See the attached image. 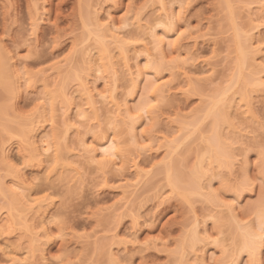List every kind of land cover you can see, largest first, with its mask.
<instances>
[{
  "label": "rangeland",
  "instance_id": "1",
  "mask_svg": "<svg viewBox=\"0 0 264 264\" xmlns=\"http://www.w3.org/2000/svg\"><path fill=\"white\" fill-rule=\"evenodd\" d=\"M180 2H182V5ZM224 2L225 1L222 0H182L177 2L180 3V7L177 3L172 6L173 9L171 11L176 14V16L174 14L173 18L175 19V22L174 24L172 23L175 28L169 23L173 28L170 29V25L166 22V27H170L169 29L171 30L169 31L166 28V32H170V35L168 36L171 37L170 39L172 41L175 40V43L173 42V45L168 44V47H166L167 45L165 46L164 51L167 52H164V54L167 53V55L166 57L161 56L162 58H165L166 65L163 63V65L161 64V66H159L160 68H155V70L159 69L157 70L158 72L160 71L157 76V71L154 69H151L155 72L154 75L152 71L147 70L148 74H152L156 77V79L158 77V81H160L158 83L161 84V82H165V85L163 86L167 87L168 85L170 90L165 87V95L167 97L165 96L163 102H160L162 99L159 101L156 100V102L159 103L156 105L157 107L155 106L156 109L153 108L152 116L154 117H151L153 120H150L151 118H147L148 120H145V114L144 117L142 116L144 119H137L135 134H139L140 131L141 133L136 136V140H138L141 136L142 138L139 139L145 141L142 144L140 143V140L136 143L133 141V138L129 137L130 135H133V129L131 130V128H129L130 126L134 128L132 123H129L131 124L130 126L129 124L127 125L126 123L129 118L125 119V116H120V118L123 120L122 117H124L126 125L123 123L124 121L122 122L120 119L118 120V115H115V105H112L109 101L98 104V108L100 109L99 112L101 113H97V115L101 114L98 116L100 119H97V117L92 118L90 115L89 117L92 119L89 120V117L87 118L89 123L85 119L82 121L81 119L83 118L76 114L77 109L72 107L71 111H68L70 115H68V117L69 119L71 118L70 126H72L70 128L72 130L68 129L69 131H67V135L65 133L62 134L65 132L64 129H66V124L61 123V120H63L61 113L65 111L64 106L66 107L67 105L65 100L62 99L63 97L60 96L62 101L58 99V96L56 98L57 102H55L56 100L54 99L55 101L53 103L57 105L55 106L61 107L57 108L58 110L55 106H51L52 104L50 102L49 103L51 105L45 102V105H47V111L51 110V107H53L59 113L56 111L57 113L55 114L54 110V114L57 115V118L54 116L55 119L52 120V122L53 124L56 122V125H52V122L48 121L51 115L47 112L46 121H48V123L46 121L42 122L43 124L38 129L39 132L37 130V133L39 134L37 136L39 138L40 134L43 136L44 133L47 134L49 139L53 136V139L56 141L51 140L59 148V151L57 149V155H60V151H62L61 155H64L62 157L63 159L67 158V161L72 159L73 163H71V166L74 164V166H70L72 169H76L77 166H80L76 169L79 171H72L68 168L70 165L69 163L72 161L64 164V166L67 165L68 169H66V167L63 169L64 166L60 165L62 163L57 160L60 159L62 161V158H58V156L56 157L54 154L57 152L56 150L55 152L53 151L54 153L52 152L53 154L45 153L46 156L45 154L41 155V161L39 159L41 163L37 162L36 159L32 161L33 158H31L29 154V156L25 154V150V152L21 151L22 145L24 144L22 143L24 141L23 138H25L22 136V128L24 130L29 129L25 135L31 134L29 120L36 116V110L40 107L39 104L41 105V102H44L43 98L46 96V90H49L50 88L55 91L54 88H58L60 85L56 84L62 82L61 80L64 78V75H66L67 71L71 67H80L81 69H75L80 72L84 69L89 70L85 68L86 56L81 57V55L85 54V50L90 47V45H92V48L94 46L96 48L98 43H96V36L92 34V31H89L88 25L90 24H88L85 19V14L88 11L93 13L91 14L89 12L91 15L88 14L91 18L87 16L90 23H96V14H98L100 19H102V22H105L107 12L109 11V13L113 15V18L117 20V25H124V22L126 21V24H128L125 29L131 32L134 30L132 34L130 33L131 36H129L132 39V36L135 35V38H133L134 42L132 41L133 43H131L129 40L131 44H129V48H131L130 46H132V48L131 50L128 48V54L132 55V59L129 61L132 71L136 69L137 62L140 63L139 66L142 70H146V65L149 64L147 62L154 60L152 56L155 58L154 61L156 62V59L159 57L157 56L159 53L157 52L156 55L155 53L157 49L153 48L154 43L156 44V42L152 43V41H155V37L154 34L150 32L152 30H149L152 37L148 34L147 30L150 25H147L146 23L151 22L154 26V24H158L159 20H161L160 18L157 20L161 11V0H0V63L2 64L3 61L11 59V62L8 60L9 69L11 68L10 77L12 76V73H14L13 75L17 73L13 72L12 67L14 71L18 68L16 71L20 70L21 73L19 72V74H23L20 79H23L20 81L22 86L20 85L21 88L19 92H14V96L10 95V89L7 88L8 86L6 87L4 84L7 88L5 89L2 84V86L0 85V110L2 111V113H0V214L2 213V216H0L4 217V215H8V205L11 202L10 200H12L10 194H8L6 190L9 192L12 186L15 185L13 182L15 181L13 180L15 176L13 172L15 171H12L13 168H10V164L13 163V165L11 164L12 167L14 166L20 168V173L22 172V175L27 179L26 181H28L26 183L29 184V182H31L29 184L31 187L30 198H33L31 199V202L32 200L33 203H37L39 200H43V202L46 200L45 202L48 203L42 202L43 205L46 204L47 206L42 208L47 209L45 210L46 216H44H48L49 218L45 219L42 215L44 213L39 214V216L42 215L41 219H39V216L36 215V218L34 217L31 221L32 224L35 225H32V228L34 227V229H31V227L30 229H26L25 221H23L24 219L22 218L25 214H27V212L23 210L24 208L22 209V206L20 208V205H23L22 201L20 202V205L17 203L21 209L20 214L19 211L17 212V210H20L19 208L17 209V205L16 208H14L15 211H13V213H18V216L22 213L23 215L18 218L19 220L22 219L23 222L21 220V222H19L17 220L18 218L15 217L16 222L13 227H16H14V229L13 227H6L0 220V264H111L112 261L109 260V258H112V256L109 257V254L113 253V260L116 264H183L184 262L182 261L184 260L187 263L199 264L197 261H201V257H198L199 259L197 261H195L197 258L193 257L201 256L202 253L204 254V261L208 260L209 262H206L207 264H226L224 261L234 255L237 248V239L233 238L235 237L234 230L236 228L234 225L230 224V222L233 223L230 219L232 216L230 217V215H228V213L231 212V209L228 211V209L223 206H226V201H229V205L233 202L234 208L237 209L235 213L239 218L238 220H241L242 222H240L242 224L251 222V224L254 225L259 219L258 209L255 204L257 202L260 203L262 201H259L260 199L264 200V85L259 86L261 88L255 87V89L254 85L251 84L250 89L254 90V92H251L250 94L254 99L253 100L251 98V106L254 105V108L252 107L253 109L251 108V110L254 115L250 114L251 111L246 113L248 107L243 106L245 104L241 103L242 100L239 98L241 94L239 95L238 93V91H240L238 87H241L239 84L243 82L237 83L235 81V83L232 81L235 80V73L237 71L236 57L238 53V46L235 38V27L233 22L230 21L231 18H228V7L226 8V4H224ZM231 2L233 3L231 4L234 6L233 8H236L234 10L241 12H239L241 16L236 19V22H242L243 25H246L244 26L247 29L249 24H253L251 20L252 17L254 23L257 24L256 28H258H255V30L253 29L254 32L252 30L253 34L257 33L256 35H253V43L255 41V44L258 45L257 48H259L260 45L262 51L260 50V53L256 52V54L259 53V55H256L254 60L255 64L256 60L257 62L260 61V63L257 64L262 66L264 64V0H232ZM247 9L250 11L247 12ZM92 10H94V12H92ZM95 10L100 11V13H97ZM251 11L253 12V15L248 20L249 17H247L246 14L252 13ZM139 15H142L141 17L144 18L142 20L145 22H141V26H137V23L135 22V19ZM92 16L95 18H92ZM91 19H94L95 21H92ZM103 19H105V21H103ZM246 21L247 23L249 22L248 25ZM164 23L165 22L162 24L161 22L162 26H164ZM143 24L148 26L146 34L145 32L143 33L146 27ZM160 25L158 24L157 28H155L157 36H159V32L162 31L160 29L162 26ZM95 26L97 25L95 24ZM135 31H138L139 33H135ZM126 32V35L129 34ZM163 34L164 31H162V35ZM129 37L127 36L126 38L130 39ZM152 38H154V40ZM141 39L143 41H141ZM107 40L110 47L114 46V42H109L111 39L107 38ZM174 44H176V47ZM114 52L116 54L118 51L113 50V53ZM136 55L139 56L137 57ZM147 55L149 58H147ZM97 56H99V54ZM119 56L121 55L119 54ZM119 56H116L117 59L121 58H118ZM83 58L85 62L81 61ZM164 58L161 59L163 62ZM177 58L179 59V62ZM115 59L116 58H114V60ZM185 59L188 62H185ZM130 62L132 63L130 64ZM117 63V66H119L120 62L117 61ZM122 63H120L119 68L125 65ZM173 63L177 64L175 65ZM81 64H83V66H81ZM164 65L165 68L163 67L162 69L161 67ZM86 66L88 67V64ZM93 66L96 70V65ZM251 66L246 64L244 72L247 73L249 68H252L254 65L252 67ZM144 67L146 69H144ZM255 67L257 66L255 65ZM262 67L264 68V66ZM107 68L109 67L107 66ZM259 68L262 70L261 67ZM102 69L100 71L103 74L102 71L106 72V68L105 70ZM124 69L127 70L128 67L124 66L123 70ZM95 70H93V72L91 68L90 71L93 73H89L90 79L88 78L87 71L85 73L82 71L84 76L82 73L79 74H81L83 78L87 77V82H89L90 86H93L90 82L98 77V80L96 79V85H99L97 88L99 87L98 89H104V85L111 83L112 77L109 75L111 78L108 79V73L104 72L103 76L100 73L102 76L100 78V71L97 70L99 72H95ZM121 70L122 68L118 71V75L120 74L123 79L118 76L117 81L119 83L117 82V86L118 84L119 86L116 89V95L119 93L118 95H121V97H117H120L121 99L122 97L126 99L125 97L129 96L130 99L132 98V101L128 97L127 98L134 106L136 105L134 103H137L136 101L139 99L140 95H143L142 97H144L146 95H144V93H148L147 91H144L146 90L145 84L148 83L147 80L151 79V77L149 78L148 76L152 75H148L147 80L144 78V80L139 82L140 85H138L135 94L131 95V92L129 93V91H132L134 88H132L133 86L130 84L132 81L129 82V80L132 79L131 77H133V74L131 76V74H128L129 72H123V70ZM185 71L188 75L185 74ZM74 72V70L73 72L68 71V73L73 74ZM124 73L126 76L123 75ZM17 74L15 77L19 76V74ZM86 74L87 76H85ZM106 74L107 77H105ZM260 74L264 77V69ZM15 77L13 76L12 79L16 80L17 77ZM104 77L110 80V82L108 81L109 83H107L106 79L103 80L102 78ZM119 77L121 79H119ZM99 78L101 80H99ZM12 79H10L11 81L9 80V82L14 83V80ZM74 79L72 82L70 81L71 83L69 82L67 91L71 92L72 88L75 89L76 87H79L77 83L78 80ZM81 80L78 82H81ZM45 85L49 88L47 87L46 89ZM55 85L56 87H54ZM109 85L111 86V84ZM70 87L71 89L68 90ZM105 87L108 86L106 85ZM134 87L136 88L135 85ZM225 87L227 89L229 88L228 93L226 92L227 97L234 95L236 92L235 98L232 96L229 97L230 99L228 98V101L230 100L229 102L234 99V104V102L236 103V100H241L238 101L240 103H236L238 104L237 106L234 104L230 110L228 109L229 115H232L231 119L233 121H231L234 122V126L237 129H234V126V128L230 127L233 125L232 122L231 125H228V123H223V125L221 124L222 133L224 134V137L227 136L226 140L231 142L233 138V142L231 143L236 142L233 144L235 151L231 150L233 154L236 153V155H234L236 157L232 160V169L220 167L221 169H218V171L216 170V168L219 167L218 164L211 163L206 158L204 160V166H208V168L212 166L213 168H210L212 171L205 168L207 169V175L209 173V177L206 175L208 178L204 176L207 179H202V183L204 184L205 180L207 182L210 178L212 183L210 182L211 186H209V188H213L212 190H214L213 193L215 192V195L218 191L220 199L222 198V203L220 201H212L208 199L207 194L205 195L207 196L206 200L205 196H203L205 193H201L203 194L201 195L200 193L198 194L194 191L193 194L189 191L192 195L190 194V196L185 197L183 195L184 193L179 194L180 191L178 189H174L170 184H168L167 174L165 172L166 170L163 168V163L174 155V158L180 161L177 165H182L181 167H178L185 170V172H188L187 174L191 173L190 170L197 165L196 162L199 155L201 157L205 151L203 149L207 146H205L207 142H205V139L207 140L206 136H209L208 133L210 131V125H213L212 121H214L211 115L208 116L206 114V105L210 100H213L214 96L217 98L216 94L218 95V90ZM249 87L250 85L247 89ZM250 89H248V91H250ZM52 90H50L51 93L53 92ZM10 92L12 93L13 91ZM47 93V95L51 97V94H49V92ZM15 95L17 96L15 97ZM49 97H45V100L50 99ZM80 98V96L75 97V101L77 100L76 103L83 101L82 98ZM228 101L226 98V103ZM156 102L154 101L153 104L155 105ZM42 105L40 108H42ZM62 105L64 106L62 107ZM4 106L5 109H3ZM48 107H50V109ZM47 115H49V118H47ZM111 116H116L115 118L113 117V121L111 120ZM197 116H200L199 120L201 121H194ZM96 119L100 122H97ZM71 120L74 123H72ZM114 120L120 121V125L117 124V121L115 123ZM138 120L140 121L138 122ZM182 120H188V122L182 125ZM190 120L192 123L194 121L195 124H192ZM113 123H115V125L117 124V127H114ZM72 124L75 125L73 126ZM181 125L184 126L185 129L181 127ZM127 128L130 129V132H128L129 130ZM183 129L184 133L182 134L181 132H183ZM105 131L111 135H113L112 132L118 133H115V135L121 141V146L123 145L125 148V151L123 150V152L126 154L124 153L123 159L122 157L121 159L118 158V161L116 160V163H114V165L112 164V167L109 166L103 169L101 167V169H99V165H97V163L94 164L89 162V160H86L87 157H85V154L82 152L83 150H81V152L79 151L78 148H80L79 146L81 143L79 144L78 141H81L80 138L83 136L86 144H92L91 141L94 143L95 135H98L97 137H99L101 133L106 134ZM42 132L44 133L42 134ZM145 132H147V134H145ZM143 133L147 136L146 138L143 137ZM150 134L154 135L151 136ZM61 135L63 136L61 137ZM148 135H150V137ZM180 136L183 139L177 147L175 145V149H177L175 152L172 147H169V145L173 143L172 141L174 138H180ZM65 137L68 141L65 140ZM149 139L151 141H149ZM19 141L22 142L20 143ZM169 141L171 144H169ZM228 141L226 142L229 143ZM178 142H176V144ZM12 143L14 144L12 145ZM138 144L139 146L141 144L143 147H139ZM3 145L14 146L12 149L13 151L11 150V154L13 153V156L11 155L12 158L10 157L14 162L9 160L11 161L9 165L6 164L9 163V161H3ZM173 145L174 143L172 146ZM168 148H171L176 155L173 151V154L171 155V151ZM23 154L25 156H23ZM80 154H84V156H80ZM168 156H170V158H168ZM199 161L200 160H198V162ZM207 162L213 165H208ZM137 170L141 172V176L138 174ZM24 172L25 174H23ZM142 172L145 173V176ZM215 173L219 175L213 180L211 176ZM220 174L224 175H221L222 178H224L223 180L222 178H219L221 177ZM138 175L139 177H137ZM137 180L139 182L141 181L140 184H138L139 182ZM7 188L10 189L8 190ZM133 189L134 193L132 192ZM187 193L186 195H189V193ZM19 195L21 197L20 193ZM216 196H218V194ZM49 201L52 203L49 204ZM220 204L222 205L220 206ZM203 220H205V223L202 225L204 222ZM39 221L40 223L42 221L43 224H40ZM45 221H47V223L44 224ZM195 221H199V224H201L199 225L201 228L198 226L200 233L204 234L205 237L207 234L208 237L206 238L209 239H207L208 243L206 245L207 241L204 243L206 240L204 237V241L200 240L201 242L199 241L200 243H198V245L196 243L197 246H194L193 249L190 247L191 245L189 246V242L188 245L186 244V241H190L191 239V229L192 227L194 228L193 224ZM18 222L19 225L17 228L16 224H18ZM29 222L30 220L26 223ZM30 223L29 225L31 226ZM21 225H24L26 229H24V231H26V233L22 231L23 227ZM204 225L206 229L204 228ZM21 227L22 230L20 229ZM32 230H36V232L38 231V233H40H37V237L40 238L38 240L39 242L36 240L34 243L33 238L36 235L33 237L34 233H32ZM44 231L46 233H44ZM27 232H31L32 235ZM213 239L216 242H214ZM31 241L34 243L33 247H31ZM36 242L40 243V245L36 244ZM203 244L206 246H203ZM217 244L219 245L217 246ZM35 245L36 247H34ZM223 246H225L224 248L227 250L226 253L223 252ZM202 247L203 251L201 249ZM33 248L35 249L34 251ZM38 250H42V253L45 254H40L41 252ZM211 253L212 257L210 255ZM183 255L184 259H182ZM242 256L243 259L241 258L237 264H251L254 262V258L251 262L249 257L250 255L248 256L244 253ZM260 257L261 258L259 260H255V263L258 261V264H264V247ZM215 259L218 261L221 259V261L217 263ZM229 261L231 264V260Z\"/></svg>",
  "mask_w": 264,
  "mask_h": 264
},
{
  "label": "bare ground",
  "instance_id": "2",
  "mask_svg": "<svg viewBox=\"0 0 264 264\" xmlns=\"http://www.w3.org/2000/svg\"><path fill=\"white\" fill-rule=\"evenodd\" d=\"M178 1H182V0H161V11H160V15H159V17H158V15H157V17H158V19L157 20H159V18L161 19V20H159V22L161 21L162 22V24H163V22H165L164 23V26H165V28H164V26H162V24H161V22L159 23L158 21H156V22H158V24L160 25V26H162L163 27V29H162V27H160V29L162 30V31H164V34L162 35V31H158L159 32V36H157V34H156V32H155V28H157V25L158 24H154V23H156V22H154L153 24H154V26L152 25V23L151 22H148V21H146V22H148V23H150V24H148V23H146L147 25H150L149 27L148 26H146L145 24H143V25H145L146 27H145V29H144V31H143V33L145 32V34H146V32L148 31V34L150 35V37H152V34H154V37H155V41H152V43L153 42H156V44L154 43V49H157V51H156V53L155 52H153V53H155L156 55H157V52L159 53L157 56H159L158 58H160V59H156L157 61V63L154 61L155 60V58L152 56V58L154 59L153 61H151V62H147V63H149V64H147L146 65V68L144 67V69H146V70H142L141 69V67L139 66V64L140 63H136V65H137V67H136V69L134 70V71H132V69H131V65H129V61H131L130 59H132L131 57H132V55L131 54H128V48H129V44H130V42L131 43H133L134 42V39L133 38H135V35H133L132 36V39H131V37H129V36H131V34H132V32L134 31H128V30H126L125 28H126V26H127V24H126V21L124 22L125 24L124 25H117L116 24V21L117 20H115L114 18H113V15H111V13H109V11L107 12V16H106V21H105V19H103V21H105V22H102L101 20L102 19H100L99 18V16H98V14H96V25L97 26H95V24L93 23V22H91L90 23V21H89V18H91V16L89 17L88 16V14L89 15H91V14H93V13H91V11H88L86 14H85V19L87 20H85L86 22H88V24H90V25H88L87 23V25L89 26V31L91 32H93L92 34L93 35H95L96 36V38H97V40H96V43H98V45L96 46V48H95V46L92 48L91 46L92 45H90V47H88L87 49L89 50H87L86 48V50H85V54H82L81 55V57L82 56H86L85 57V61H86V64L85 63H83V64H85V68L86 69H89V70H85L84 68V70H81V72L80 71H77V70H75V69H79L80 67H76L75 66V68L74 67H71L70 69H71V71H70V69L68 70L69 72H73V70L75 71L74 72V74L73 73H68V71H67V73H66V75H64V78L61 80L62 82H59L58 84H56V85H59V87L57 88L56 87V85L54 86V87H56V88H54L55 89V91L54 90H52V89H50L48 86V88H49V90L47 89V87H46V85H45V88L47 89L46 91L47 92H49V94H51V97H49V95H47L48 93L47 92H45L46 93V96L45 97H49L50 99H46L45 100V97L43 98L44 100V102H41L42 104V108H40L41 107V105L39 104V108L36 110V116L35 117H33V118H31L30 120H29V127H30V131H31V134H29V135H25V133L26 132H28V130L29 129H27V130H24L23 128H22V130H23V133H22V136L23 137H25V138H23L24 139V141L22 142V141H19L20 143L22 142V143H24L23 145H24V148H23V145H22V149H21V151H23V152H25L26 151V153L25 154H29L30 155V157L31 158H33L32 159V161L34 160V159H36L37 160V162H40L41 161V155H44L45 153H49V154H53L54 152H55V150L57 151V149H58V151H59V148H58V146H56L55 144H54V142L52 141V140H55V139H53V136H51V134H50V136H51V139H49V137H47V134L46 133H44V132H42V134L44 133V135L43 136H41V134H40V136H39V138H38V136L37 135H39L38 133H37V130L39 129V127L43 124L42 122H44V121H46L47 119H46V114H47V112H49V114L51 115L50 116V118H49V115H47V118H49V120L48 121H51L52 122V120H54L55 119V117L54 116H56V118H57V115H55L58 111V109L57 108H59V107H56L57 105L55 104V103H53L55 100H56V98H57V96H58V99L59 100H61L60 99V96H62L63 98L62 99H64L65 100V103L67 104L66 105V107L64 106V105H62V107L64 106V109H65V111L64 112H62L63 113V115H62V113H61V116L63 117V120H61L62 122V124L63 123H65L66 124V129H64L65 130V132H63L62 134H66L67 135V131H69V130H72L70 127H72V126H70L71 125V123H70V119H69V117H68V115H69V113H68V111L70 110L71 111V108L73 107L74 109H77L76 111H77V115L79 116V117H81V118H83V119H81L82 121H84V119L87 121V118L91 115V117L92 118H96L97 117V119H100L98 116L99 115H101V114H99V115H97V113H101V112H99L100 111V109L98 108V104H102V102H104V103H106L107 101H109V103L111 102L112 103V105H115V110H116V116H117V119L119 120L120 119V121H124L123 123L125 124V121L126 120H124V117H122L123 118V120L120 118V116H125V119H128V121H127V125L131 122L132 123V126L135 128H132L130 125L131 124H129V128H131V130L133 129V132H132V134L133 135H130L129 137L130 138H133V141L134 142H136V143H138L137 141L138 140H140L141 142V144L143 143V142H145V141H142L141 139H139V138H142L141 136L138 138V140H136L137 138H136V136L137 135H139L140 133H141V131H140V133L139 132H136V133H139V134H135V130H136V127H135V125H136V122H137V119L138 118H142V116L144 117V114H145V120H148L147 118H153L154 116H152L153 115V108H155L156 109V105H158V103L159 102H156V100L157 101H159L160 99H162V100H160V102H163V99L165 98V93H166V89H165V87L166 86H163V85H165V82H161V84L160 83H158V82H160V81H158V77H157V79H156V77H154L153 75L155 74V72H153L152 70L154 69L155 70V68H160L159 66H161V64L163 65V63H165V58H164V62L161 60V59H163L162 58V56H165L166 57V55H167V53L166 54H164V52H167V51H164L165 50V46L166 47H168L169 45L168 44H170V45H173V42L175 41H172L170 38V36H168V35H170V32L169 31H171L170 29H173L172 27H171V25H172V23L174 24V22H175V19H173L174 18V14L175 13H173V11H171L173 8H172V6L173 5H175ZM222 1H225L224 2V4H226V8H227V14H228V18L230 19L231 18V22H233V25H234V29H235V34H236V36H235V38H236V44H237V46H238V53H237V57H236V63H237V66H236V68H237V71H236V76H235V80H232L233 82H243V83H240L239 85H241V87L239 86L238 87V89H240V91H238V90H236V91H238V93H239V95L241 96H239V98L242 100H236V103H240V102H238V101H241V103H244L245 105H243L244 107H248V109H249V111H248V109L246 110V113L247 112H250V114L252 115H254V113L252 112V110H251V108L253 107L254 108V105H252L251 106V101H252V96L250 95L251 94V92H254V90H252V89H250L251 88V84L252 85H254V88L256 87H259V86H261V85H264V77L262 76V74H260L261 72H263V67L262 66H264V64L263 63H261V64H263L262 66H259L257 63H260V61H258L257 62V60H256V64H255V56L256 55H259V53L262 51L261 49V47H260V45H259V48H257L258 47V45L257 44H255V41H254V43H253V35H256L257 33V31L255 32L256 34H253V32H254V30H255V28H256V26H257V24L256 23H254V21H253V19H252V15H253V12L252 13H248V14H246L248 11H250V10H248L247 9V12L245 13L246 15H247V17H249L248 18V20L250 19V17H251V20H252V22H253V24L251 25V24H249V22L247 23V21H246V23H247V25L249 26H247V29L245 28V26L243 25V23L242 22H236V19H238V17H240L241 15H240V13L239 12H237L238 10H234V9H236V8H233L234 6L233 5H231V4H233L230 0H222ZM230 1V2H229ZM256 2V1H255ZM254 2V3H255ZM257 2H259V1H257ZM181 3V5H182V2H180ZM180 3H177V5L179 6L180 5ZM250 3V2H249ZM180 5V6H181ZM251 5H252V3H251ZM257 5V4H256ZM179 6V7H180ZM248 6V5H247ZM255 7V6H254ZM247 8V7H246ZM250 9V8H249ZM258 9V8H257ZM259 9H260V7H259ZM170 10V11H169ZM246 10V9H245ZM244 10V11H245ZM252 10V9H251ZM95 11H97V13H100V11H98V10H95ZM91 14H90V13ZM92 12H94V10H92ZM230 13V14H229ZM236 15H237V18H236ZM250 15V16H249ZM87 16L89 17V18H87ZM101 16V15H100ZM142 16V15H141ZM140 15L139 16H137V18L135 19V22L137 23L136 25L137 26H141V22H144L142 19H144L143 17H141ZM175 16H176V14H175ZM230 16V17H229ZM94 16H92V18H93ZM94 17V18H95ZM156 18V17H155ZM155 18H154V20H155ZM146 19V18H145ZM92 20V19H91ZM92 21H95L94 19L92 20ZM166 22H168L167 24L168 25H170V29L169 28H167L166 27ZM92 23H93V26H92ZM118 23V22H117ZM123 23V22H122ZM145 23V22H144ZM170 23V24H169ZM240 23H241V25H240ZM245 23V22H244ZM130 24V23H129ZM254 24H256V25H254ZM131 25V24H130ZM134 25V24H133ZM156 25V26H155ZM243 25V26H242ZM88 26H87V29H88ZM93 28H92V27ZM154 28H153V27ZM173 27H174V25H172ZM258 26H260V25H258ZM91 27V28H90ZM144 27V26H143ZM147 27H148V30L146 31V29H147ZM150 27H151V29H150ZM158 27V28H159ZM140 28H142V27H140ZM169 30L168 32H166V30L167 29ZM175 28V27H174ZM258 28V27H257ZM256 28V29H257ZM143 29V28H142ZM159 29V30H160ZM254 29V30H253ZM94 30V31H93ZM125 30V31H124ZM138 30V29H137ZM149 30H152V31H150L149 32ZM252 30H253V32H252ZM124 31V32H123ZM128 32L129 34H125V32ZM175 31V30H174ZM173 31V32H174ZM126 32V33H127ZM141 32V31H140ZM157 32V33H158ZM89 33V32H88ZM131 33V34H130ZM135 33H139L138 31H135ZM90 34V33H89ZM124 34V35H123ZM134 34V33H133ZM141 34V33H140ZM160 34H161V36H160ZM109 36H111V37H109ZM129 37L130 39H128V38H126V37ZM142 36V35H141ZM144 36V35H143ZM107 38H109V39H111L109 42L111 43V42H114L113 44H114V46H112V47H110V45H109V43H108V40H107ZM256 38V37H255ZM142 39H144V38H142ZM141 39V41H143ZM153 40H154V38H152ZM172 41H170V40ZM129 40H130V42H129ZM133 41V42H132ZM258 41V40H257ZM150 42V41H149ZM175 43V42H174ZM112 44V45H113ZM143 44H145V43H143ZM257 45V46H255V45ZM131 45V44H130ZM176 44H174V46H175ZM151 46V45H150ZM155 46H156V48H155ZM253 46H254V48H253ZM114 47V48H113ZM131 48H132V46H130ZM134 47V46H133ZM152 47V46H151ZM150 47V48H151ZM176 47V46H175ZM180 47V46H179ZM116 48V49H115ZM131 48H129L130 50H131ZM152 48V49H153ZM135 49V48H134ZM257 49V50H256ZM113 50L115 51H118V52H116V54H118V55H116L115 54V52L113 53ZM261 50V51H260ZM133 51V50H132ZM136 51H137V49H136ZM176 51V50H175ZM260 51V52H259ZM99 54V56H97L98 54ZM135 52V51H134ZM152 52H150V53H152ZM256 52H259L258 54H256ZM86 53H87V55H86ZM131 53V52H130ZM152 53V54H153ZM95 54H97V55H95ZM114 54V55H113ZM119 54L121 55V56H119ZM136 54V53H135ZM139 54V53H138ZM151 54V55H152ZM239 54V55H238ZM119 56L118 58H120V59H117V57L116 56ZM131 55V56H130ZM149 55V54H148ZM147 55V58H149V56ZM162 55V56H161ZM182 55V54H181ZM180 55V56H181ZM1 56V55H0ZM2 56H4V55H2ZM95 56H96V58H95ZM135 56V55H134ZM137 56V55H136ZM139 56V55H138ZM137 56V57H138ZM161 56V57H160ZM179 56V57H180ZM4 57H6V56H4ZM2 58V57H1ZM114 58H116L115 60H116V66L118 65V63H117V61H119L120 63H122V62H124V63H122V64H125V65H123L121 68H122V70H123V67L124 66H126V67H128V71L127 70H123V72H129L128 74H131V76H132V74H133V77H131L132 79H130L129 80V82L130 81H132V83L130 82V84H131V86H133L132 88H134V89H132V91H133V93H132V91H129V93L132 95V94H135V91H136V89L138 88V85H140L139 84V82H141L142 80H144V78H145V80H147L148 78H147V76L148 75H152V74H148L147 73V70L148 71H152L153 72V75L152 76H148L149 78L151 77V79L150 80H147V84H145L146 85V90H144V91H147L148 93H144V97H142L143 95H140V97H139V99L136 101L137 103H134V104H136V105H132L131 104V102H130V100L132 99H130L129 98V96H127V97H125L126 99H124L123 97H122V99L120 98L121 97V95H118L119 93H117V95H116V89L118 88V86H119V84H118V86H117V80H118V76H120V74L118 75V71H120V69L121 68H119V66H120V63H119V66H117V68H116V66H115V60H114ZM123 58V59H122ZM152 58H150V59H152ZM87 59V60H86ZM135 59H136V57H135ZM178 59V58H177ZM10 62H11V59H8ZM7 60V61H8ZM149 60V59H148ZM186 60V59H185ZM254 60V61H253ZM6 61V60H5ZM5 61H3L2 62V64L0 63V85L2 84L3 86H4V84L6 85V87L7 88H9L10 89V91H13L12 93L9 91V93H10V95H13L14 96V92H19V90H20V88H21V84H20V81H22V80H20L21 79V77H22V75L21 74H19V72H20V70H18V71H16V69H18V68H16L15 69V71H14V69H13V65L11 66L12 67V70H13V72H17L18 74H19V76H16L15 77V75L17 74H15V75H13L14 73H12V76L10 77V69H9V66H8V63H9V61L7 62H5ZM81 61L83 62L84 61V58H83V60L81 59ZM84 61V62H85ZM159 61V62H158ZM176 61V60H175ZM174 61V62H175ZM254 63H253V62ZM1 62V61H0ZM178 62H179V59H178ZM185 62H188L187 60L185 61ZM5 63V64H4ZM7 63V64H6ZM132 62H130V64H131ZM253 63V64H252ZM83 64H81V66H83ZM88 64V67L86 66ZM121 64V65H122ZM173 64H177V63H173ZM182 64V63H181ZM248 65L249 64V66H251L252 68H249V70L247 71V73H245L244 72V67H245V65ZM93 65H96V70H95V68H94V66ZM109 67V68H107V66ZM165 65H166V63H165ZM165 65L164 66H162L161 68L163 69V67L165 68ZM178 65H179V63H178ZM177 65V66H178ZM255 65L258 67H261L262 68V70L260 69H258L257 67H255ZM78 66H80V65H78ZM173 66V65H172ZM176 67V66H175ZM256 69H255V68ZM91 68H92V71L93 70H95V72H99L102 68L105 70V68H106V72L108 73V76L109 75H111V77L109 76L108 77V79L109 78H111L112 79V81H111V83H109L110 82V80H108V79H106L105 77H107V74H106V76L104 77V78H102L103 80L104 79H106L107 80V83H109V84H111V86L109 85V84H106L108 87H105L106 85H104V89L102 88V89H98L97 88V86H99V85H96L97 83V80H98V77H96L94 80H96V81H94V80H92L90 83H92L93 84V86L91 85H89V82H87V77H84V78H86V79H84L83 78V74L87 71V73H88V78H89V73L91 72V73H93L92 71H90L91 70ZM94 68V69H93ZM149 68V69H148ZM171 68V67H170ZM212 68V67H211ZM73 69V70H72ZM81 69V68H80ZM102 69V70H103ZM109 69V70H108ZM110 69H111V72H110ZM119 69V70H118ZM152 69V70H151ZM186 69V68H185ZM97 70H99V71H97ZM118 70V71H117ZM121 70V71H122ZM157 70H159V69H157ZM157 70H155V71H157ZM82 71L84 72V73H82ZM76 72H78V73H76ZM103 72V74H104V72L105 71H102ZM105 72V73H106ZM21 73V72H20ZM79 73H82V75L83 76H81V74H79ZM100 73H101V71L99 72V75H100ZM109 73H111V74H109ZM119 73H121V72H119ZM158 73H160V71L158 72H156V76L158 75ZM17 74V75H18ZM103 74L101 73V75L103 76ZM122 74V73H121ZM135 74V75H134ZM185 74H187L186 73V71H185ZM21 75V76H20ZM98 75V74H97ZM100 75V78L102 77ZM123 75H125V73L123 74ZM188 75V74H187ZM15 77L16 78V80L15 79H12V77ZM85 76H87V74L85 75ZM95 76H96V74H95ZM126 76V75H125ZM121 77V76H120ZM119 77V79H121ZM124 77V76H123ZM153 77V78H152ZM24 78V77H23ZM74 78H77V79H74ZM99 78V80H101ZM189 78H190V76H189ZM10 79H12V80H14V83L13 82H9V80ZM81 80V82H78L77 81V83H78V85H79V87H76L75 89L74 88H72L71 89V87L68 89V90H72L71 92L70 91H67V88L69 87L68 86V84H69V82L71 81L72 82V80ZM90 79V78H89ZM88 79V80H89ZM123 79V78H122ZM85 80V81H84ZM102 80V81H103ZM11 81V80H10ZM16 81V82H15ZM93 81H94V83H93ZM109 81V82H108ZM70 82V83H71ZM103 82H105V81H103ZM150 82V83H149ZM235 82V83H236ZM22 83V82H21ZM80 83V84H79ZM119 83V82H118ZM23 84V83H22ZM1 85V86H2ZM21 85V86H20ZM134 85L136 86V88L134 87ZM250 85V87L248 88V89H250V91H248V89H247V87ZM68 86V87H67ZM5 86H4V88L5 89H7ZM140 87V86H139ZM145 87V86H144ZM169 86L167 85V89L168 90H170L169 88H168ZM226 88V87H225ZM225 88H222L221 90H218L217 92H218V95L216 94V96H217V98H215V96L213 97V100L211 101H209L208 102V104L206 105V114L209 116V115H211L213 118L212 119H214V121H212L213 122V125L211 126L210 125V131H209V136L207 137L206 136V138H207V140L205 139V142H206V144H205V146L206 147H204L203 149L205 150L204 152H203V154H202V156L200 157V155H199V157H198V159H197V165H195V167H193L190 171H191V173H190V171H189V173L190 174H187L188 172H185V170H183L182 168H179L178 166H180V165H177V163H179L180 161L179 160H176L174 157V155H173V157H171L170 158V156L173 154L172 153V151L174 150H177V149H175L180 143H181V140L183 139V138H181V136H180V138H178V137H176V138H174V140L172 141L173 143H174V145L172 146V144H171V140L169 141V144H171V145H169V147H172L173 148V150L170 148H168L170 151H171V155L170 156H168V158H170V159H166L167 161L165 162V163H163V168H164V170H166L165 172H166V176H167V179H168V184H170L171 185V187L172 188H174V189H178L179 191H180V193H179V191H178V193L179 194H183L185 197L186 196H190V194H191V192H192V194L194 193V192H196V193H205L204 195L203 194H201V195H203V196H205L206 194H207V196H208V199H210V200H212V201H220L221 203H222V201H221V199H220V196H219V193H218V191H217V194H218V196H216L214 193H213V191L214 190H212L213 188H209V186H211V184H210V178H209V181H207L206 182V180H205V182H204V184L202 183V181L204 180V179H207L208 177H209V173H208V175H207V169H205V168H208V166H204V160L207 158V160H209L211 163H217L218 164V168H216V170L218 171V169L220 170L221 168L220 167H226L227 169H230L231 168V166H232V164H233V159H235V157L236 156H234V155H236V153L235 154H233V152L232 151H235V147H234V143H236V142H234V143H231V142H233L232 140H233V138L232 137H230V138H232V140H231V142L230 141H228V140H226V137L227 136H225L224 137V134L222 133L223 131L221 130V127H222V125H223V123H228V125H231V122L233 121L232 119H231V117H232V115H229V110H230V108L231 107H233V105L234 104H236L235 102H234V104H233V101H234V99H233V101L231 100V102H229L228 101V98L229 97H233V98H235V96H236V92H235V94L234 95H231V96H229V97H227V95H226V92L228 93V90H229V88L227 89H225ZM255 88V89H256ZM259 88H261V87H259ZM259 88H258V90H259ZM140 89V88H139ZM50 90H52L53 92V94L51 93V91ZM252 90V91H251ZM6 91H8V90H6ZM143 92V91H142ZM249 92V93H248ZM150 93V94H149ZM130 95V96H131ZM150 95V96H149ZM226 95V96H225ZM248 95H250V96H248ZM17 95H15V97H16ZM71 96V97H70ZM76 96H80L81 98H82V102H78V103H76L77 102V100L75 101V97ZM117 96H120V97H117ZM52 97H53V99H52ZM167 97V96H166ZM238 97V96H237ZM254 97V96H253ZM40 98V97H39ZM80 98V99H81ZM99 98V99H98ZM215 98V99H214ZM226 98H227V101L229 102V104H228V102L226 103ZM252 98V99H251ZM55 99V100H54ZM118 99H120V100H118ZM124 99V100H123ZM129 101H128V100ZM230 99V98H229ZM232 99V98H231ZM64 100H63V103H64ZM166 100H167V98H166ZM254 100V99H253ZM52 101V102H51ZM62 101V100H61ZM81 101V100H80ZM132 101V100H131ZM154 101L156 102V104L154 105L153 103H154ZM165 101V100H164ZM245 101V102H244ZM45 102H47V103H49L51 106H55L56 107V109L57 110H55L53 107H51L50 105V107H51V110H49V111H47V108H46V106L47 105H45ZM55 102H57V100L55 101ZM100 102V103H99ZM62 103V104H63ZM108 103V104H109ZM129 103H130V105H129ZM111 105V104H110ZM133 107H132V106ZM238 104H236V106H237ZM241 105V106H242ZM38 106V105H37ZM156 106V107H155ZM242 106V107H243ZM50 107H48L49 109H50ZM104 107V106H103ZM109 107V106H108ZM61 108V107H60ZM252 108V109H253ZM3 109H5V106H4V108ZM63 109V108H62ZM73 109V110H74ZM229 109V110H228ZM235 109V108H234ZM54 110H55V114H54ZM98 110V111H97ZM135 110H136V112H135ZM1 111V110H0ZM4 111V110H3ZM51 111V112H50ZM57 111V112H56ZM88 111H89V113H88ZM110 111V110H109ZM140 113H139V112ZM233 111V110H232ZM135 112V113H134ZM139 114H138V113ZM234 112H235V110H234ZM0 113H2V111L0 112ZM59 113V112H58ZM91 113H93V114H91ZM111 113V112H110ZM233 113V112H232ZM89 114V115H88ZM106 114V113H105ZM135 114V115H134ZM139 116H138V115ZM143 114V115H142ZM231 114V113H230ZM71 115H72V113H71ZM138 117H137V116ZM158 115V114H157ZM233 115H234V113H233ZM60 116V117H61ZM64 116H65V119H64ZM70 116V115H69ZM116 116H113L114 118L116 117ZM61 117V118H62ZM75 117V116H74ZM112 117V116H111ZM111 117H109V118H111ZM113 117L111 118V120L113 121ZM92 118H88L89 120L90 119H92ZM108 118V117H107ZM150 119V120H153V119ZM51 119V120H50ZM96 119V120H97ZM142 119H144V118H142ZM200 119V116H197L196 117V119H194V121L195 122H198V120ZM76 120V119H75ZM88 120V121H89ZM110 120V119H109ZM108 120V121H109ZM118 120H116L117 121V124H119V122L120 121H118ZM232 120V121H231ZM48 121H46L47 123H48ZM56 121H57V119H56ZM60 121V120H59ZM64 121V122H63ZM78 121V120H77ZM85 121V122H86ZM87 121V122H88ZM115 121V120H114ZM116 121H115V123H116ZM140 120H138V122H139ZM183 122L181 123L182 125H184V123H186V122H188V120H182ZM191 121V120H190ZM193 121V123L195 124V122ZM199 121H201V120H199ZM55 122V121H54ZM71 122H72V120H71ZM95 122V121H94ZM97 122H100V121H98L97 120ZM106 122H107V120H106ZM111 122V121H110ZM72 123H74V122H72ZM89 123V122H88ZM109 123V122H108ZM112 123V122H111ZM110 123V124H111ZM115 123H113L114 124V127L116 126L117 127V124L115 125ZM191 123H192V121H191ZM192 123V124H193ZM49 124H51V123H49ZM55 125H56V122L54 123ZM53 124V122H52V125H54ZM82 124H83V122H82ZM91 124H92V122H91ZM106 124V123H105ZM123 124V125H124ZM125 124V125H126ZM222 124V125H221ZM232 124L233 125H231L230 127H232V128H234L235 126H234V122H232ZM73 126L75 125V124H72ZM86 125V124H85ZM120 125V124H119ZM181 125V127H183L184 129H185V127L184 126H182ZM189 125H191V124H189ZM46 126V125H45ZM80 126V125H79ZM91 126V125H90ZM89 126V127H90ZM234 126V127H233ZM7 127V126H6ZM78 127V126H77ZM111 127H113V126H111ZM120 127V126H119ZM28 128V127H27ZM64 128V127H63ZM93 128V127H92ZM69 129V130H68ZM85 129V128H84ZM128 129V128H127ZM184 129L182 130L183 132H181L182 134L184 133ZM234 129H237L236 127L234 128ZM86 130V129H85ZM110 130V129H109ZM115 130H116V128H115ZM129 131L128 132H130V129H128ZM41 131V130H40ZM63 131V130H62ZM139 131V130H138ZM149 131V130H148ZM147 131V132H148ZM38 132H39V130H38ZM86 132V131H85ZM101 132H103V131H101ZM106 132V134L105 133H101L100 135H101V137H100V135H99V137H97L96 135H95V141H94V139H93V141H94V143L91 141V143L92 144H89V143H87L86 144V141H85V138L83 137V136H81V141L79 140L78 142H79V144L81 143V145H83V146H79L80 148H78L79 149V151L81 152V150H83L82 152L85 154V157H87L86 158V160L88 161L89 160V162H91V163H97V165H99V169H101V167H102V169L103 168H107V167H109V166H113L114 165V163H116V160L119 158V159H121V157H122V159L124 158L123 157V155H124V153L125 152H123V150L125 149L124 147H123V145L121 146V141L119 140V138L118 137H116V135H115V133L116 134H118L117 132H112V134L113 135H111L110 133H107V131H105ZM143 132V131H142ZM147 132H145V134H147ZM61 133V132H60ZM151 133V132H150ZM46 134V135H45ZM49 134V133H48ZM95 134V133H94ZM104 134V135H103ZM130 134V133H129ZM144 133H143V137H147L146 135H145ZM58 135V134H57ZM65 135V136H66ZM81 135V134H80ZM151 135V134H150ZM150 135H148L149 137H150ZM154 135V134H153ZM153 135H151V136H153ZM181 135V134H180ZM63 135H61V137H62ZM94 136V135H93ZM187 136V135H186ZM185 136V137H186ZM61 137H59V138H61ZM68 137V136H67ZM97 137V138H96ZM148 137V138H149ZM58 138V137H57ZM129 138V139H130ZM147 138V139H148ZM204 138V137H203ZM62 139V138H61ZM151 139V138H150ZM149 139V141H151ZM180 139V140H179ZM65 140H67V138L65 137ZM130 140H132V139H130ZM152 140H153V138H152ZM204 140V139H203ZM56 141V140H55ZM58 141H59V139H58ZM68 141V140H67ZM89 141V142H90ZM147 141V140H146ZM179 141V142H178ZM226 141H228L229 143H227ZM19 142H17L19 145H21ZM63 142H65V141H63ZM88 142V141H87ZM134 142H132V143H134ZM176 142H178L177 144H176ZM10 143V142H9ZM136 143H134V144H136ZM14 143H12V145H13ZM16 144V143H15ZM17 144V145H18ZM61 144V143H60ZM123 144V143H122ZM140 144V146H142ZM231 144H232V146H231ZM5 145V144H4ZM3 145V153H2V157H3V161L5 162V161H9V160H11V155L13 156V153L11 154V152L13 151L12 149H13V147H12V145H6V146H4ZM17 145H15V146H17ZM175 145H176V147H175ZM68 146V145H67ZM136 146V145H135ZM138 146H139V144H138ZM139 146V147H140ZM17 147H19V146H17ZM70 147V146H69ZM78 147V146H77ZM81 147H82V149H81ZM137 147V146H136ZM139 147H137V148H139ZM143 147V146H142ZM16 148V147H15ZM20 148H21V146H20ZM71 148V147H70ZM206 148V149H205ZM231 148V149H230ZM12 150V151H11ZM25 150V151H24ZM71 150H72V148H71ZM232 150V151H231ZM21 151H18V152H21ZM54 151V152H53ZM58 151L56 152V153H54L55 154V156L57 157L58 156V158H62L64 155H61V153H62V151H60V155H57V153H58ZM125 151V150H124ZM173 151V152H174ZM23 152H21V153H23ZM53 152V153H52ZM79 152V153H80ZM176 152V151H175ZM175 152H174V154H175ZM20 153V154H21ZM20 154H18V155H20ZM84 154H80V156H84ZM126 154V153H125ZM264 154V153H263ZM17 155V156H18ZM22 155V154H21ZM28 155V156H29ZM176 155V154H175ZM23 156H25L24 154H23ZM45 156H46V154H45ZM47 156H50V155H47ZM61 156V157H60ZM76 156V155H75ZM11 157V158H10ZM65 158V157H64ZM13 159H14V157H13ZM18 159H19V157H18ZM39 159H40V161H39ZM57 159V158H56ZM67 159V158H66ZM66 159H63L62 158V161L60 160V159H57V160H59L58 162H61L62 164H60V165H63L64 166V164H67V162H70V161H72V159L70 160V161H67ZM85 159V158H84ZM35 160V161H36ZM54 160V159H53ZM56 160V161H57ZM198 160H200L199 162H198ZM11 161H13V160H11ZM11 161H9V163H6L7 165H9L10 163H11ZM55 161V160H54ZM66 161V162H65ZM78 161V160H77ZM76 161V162H77ZM118 161V160H117ZM121 161V160H120ZM178 161V162H177ZM237 161V160H236ZM14 162V161H13ZM74 162H75V160H74ZM235 162V161H234ZM41 163V162H40ZM57 163V162H56ZM71 163H73V161L72 162H70L69 164V166H68V168L69 169H71L72 171H75L77 168H79L78 166H77V168L76 169H72V168H70V166H71ZM208 163V165L210 164V165H213V164H211V163H209V162H207ZM236 163V162H235ZM234 163V164H235ZM12 165H13V163H11ZM10 164V168L12 169L13 168V170L12 171H15V172H13L14 173V179L13 180H15V181H13L14 183H15V185H13L12 186V188L10 189V191L8 192L7 190H6V192L8 193V194H10V196H11V199L12 200H10L11 202H10V204L7 206L8 207V215H4V217H1L2 216V213L0 214L1 216H0V220H1V222L3 223V225H5L6 227H13V225H14V223L16 222V220H15V217H21V215H23L22 213H21V215H19L18 216V213H13V211H15L14 210V208H16V205H17V203H19V205H20V202L22 201V203H23V205L21 204L20 205V208H21V206H22V209L24 210V211H26L27 212V214H25L24 215V217L22 218V219H24L23 221H25V227H26V229H30V227H31V229H34V227L32 228V220L34 219V217L36 216V215H38L39 216V214H42V213H44V214H42L43 216L45 215V210H47L46 208H42V207H47L46 206V204L45 205H43V203L46 201H44L43 202V200L41 201V200H39V201H37V203L35 202V203H33V200H32V202H31V199H33L32 197L30 198V196H31V187L29 186V184L31 183V182H29V184L28 183H26V182H28V181H26L27 179L22 175V172L20 173V168L19 167H12V165ZM113 164V165H112ZM15 165H16V163H15ZM136 165V164H135ZM62 166V167H63ZM72 166H74V164H72ZM71 166V167H72ZM182 166V165H181ZM180 166V167H181ZM9 167V166H8ZM65 167H66V169H68L67 168V165H65L64 166V168L63 169H65ZM212 167V166H211ZM211 167H209L208 169L209 170H211L212 168ZM229 167V168H228ZM248 167V166H247ZM17 168H19V169H17ZM22 168V167H21ZM211 168V169H210ZM245 168V167H244ZM243 168V169H244ZM112 169V168H111ZM137 169V168H136ZM182 169V170H181ZM232 169V168H231ZM22 170V169H21ZM110 170V169H109ZM245 170V169H244ZM247 170V169H246ZM76 171H79V170H76ZM103 171H105V170H103ZM138 171V170H137ZM212 171V170H211ZM210 172V171H209ZM215 172V171H214ZM245 172V171H244ZM143 173V172H142ZM219 173H220V171H219ZM248 173V172H247ZM23 174H25V172L23 173ZM75 174H77V173H75ZM138 174H140V176H141V172L140 171H138ZM210 174H212V173H210ZM217 173H215L214 175H210L211 176V178L214 180V178L215 177H218V175L219 174H217ZM80 175V174H79ZM143 175L145 176V173H143ZM208 177H207V176ZM224 176L223 174H220V176ZM26 176V175H25ZM74 176H76V175H74ZM74 176H72V177H74ZM82 176V175H81ZM144 176H142V177H144ZM204 176H206L207 178H205ZM214 176V177H213ZM222 176L221 177H219V178H222ZM137 177H139V175L137 176ZM75 178V177H74ZM73 178V179H74ZM141 178V177H140ZM139 178V179H140ZM204 178V179H203ZM138 179V178H137ZM142 179V178H141ZM140 179V180H141ZM203 179V180H202ZM211 179V180H212ZM224 178H222V180H223ZM29 180V179H28ZM71 180V179H70ZM75 180V179H74ZM32 181V180H31ZM138 181V180H137ZM142 181V180H141ZM140 181V182H141ZM139 182V181H138ZM140 182L138 183V184H140ZM208 182H209V184H208ZM212 183V182H211ZM32 185V184H31ZM128 185H130V184H128ZM134 185V184H133ZM1 186V185H0ZM3 186V185H2ZM14 187V188H13ZM131 187H132V185H131ZM5 188V187H4ZM209 188V189H208ZM236 188H239V187H236ZM6 189V188H5ZM8 189V188H7ZM8 189V190H9ZM136 190H138V189H136ZM212 190V191H211ZM134 191V189L132 190V192ZM189 191H191L190 193H189ZM194 191V192H193ZM216 191V190H215ZM35 192V191H34ZM189 193V195H186V193ZM19 193L21 194V197H20V195H19ZM134 193V192H133ZM187 193V194H188ZM33 194V193H32ZM191 194V195H192ZM17 195H19V196H17ZM207 196H205V198L207 197ZM217 197H219V198H217ZM25 198V199H24ZM206 200H207V198H206ZM262 200V201H261ZM259 201H261L260 203L259 202H257L255 205H256V207H257V209H258V213H259V215H258V217H259V219L257 220L258 222H256L254 225H252L251 224V222H246L245 224H242L241 222V220H238L239 218L237 217V214L235 213L236 212V210L237 209H235L234 208V204H233V202L232 203H230V205H229V201L227 202L226 201V206H223V207H226L227 209H228V211H229V209H231L230 211L231 212H229V213H232V214H229L228 213V215H230V217L232 216V218H230L231 219V221H233V223H231L230 222V224L231 225H234L235 226V237H233V238H236L237 239V248H236V251H235V253H234V255H232V253H231V255H232V257H230L229 259H227L226 261H224V262H226V264H230V261L229 260H231V264H237V262L243 257L242 256V254H244V253H246V255H250L249 257H250V259H251V262L253 261V258H254V262H252V263H255V260H259L261 257H260V255H261V252H262V249H263V247H264V200L263 199H260ZM43 202V203H42ZM231 202V201H230ZM45 203H47V202H45ZM52 203V202H51ZM50 203V201H49V204H51ZM48 204V203H47ZM229 205V208H228V205ZM19 205H17V209L19 208ZM222 204H220V206H221ZM25 206V207H24ZM49 206V205H48ZM19 208V209H20ZM237 208V207H236ZM11 211V212H10ZM19 211V214H20V211H21V209L20 210H17V212ZM10 212V213H9ZM23 212V211H22ZM30 213V214H29ZM52 213V212H51ZM4 214V213H3ZM16 215V216H15ZM42 215H40L38 218L39 219H41V217H42ZM57 215V214H56ZM46 216V215H45ZM44 216V217H45ZM50 216H51V214H50ZM36 218V217H35ZM226 218H229V217H226ZM22 219H20L21 221H22ZM45 219H49L48 218V216L47 217H45ZM53 219V218H52ZM19 222H21L20 220H19V218L17 219ZM30 220V224H31V226L29 225V223H26V222H28ZM22 221V222H23ZM55 221V220H54ZM204 222L202 223V225L205 223V220H203ZM241 221V222H240ZM19 222H18V224H16L17 225V228H18V225H19ZM49 222V221H48ZM53 222V221H52ZM196 222V221H195ZM194 222V228L192 227V229H191V239H190V241H186V244L188 245V242H189V246L190 247H194V246H197L198 245V243H200L201 241H204V237H205V235L204 234H201L200 233V229L198 228V226L199 225H201V224H199V221H197L196 223ZM39 223H40V221H39ZM41 223L43 224V222L41 221ZM40 223V224H41ZM45 223H47V221H45L44 222V224ZM50 223V222H49ZM237 225H236V224ZM250 223V224H249ZM53 225V224H52ZM206 225V224H205ZM205 225H204V228H205ZM22 227H23V230H22V227L20 228L22 231H24V229H25V227H24V225H21ZM33 226H35V225H33ZM3 227V226H2ZM14 227H16V226H14ZM13 227V228H14ZM45 227V226H44ZM200 227V226H199ZM49 228V227H48ZM52 228V227H51ZM201 228V227H200ZM203 228V229H204ZM4 229V228H3ZM7 229V228H6ZM15 229V228H14ZM19 229V230H20ZM25 229V230H26ZM36 229V228H35ZM45 229V228H44ZM206 229V228H205ZM204 229V230H205ZM5 230V229H4ZM8 230V229H7ZM20 230V231H21ZM49 230H50V228H49ZM14 231V230H13ZM28 231V230H27ZM47 231V230H46ZM11 232V231H10ZM25 233H26V231H24ZM35 232H36V230H32V233H34L33 234V237H34V235H36L33 239H34V243H35V241L37 240H39L40 238L39 237H37L38 235H37V233H38V231L36 232V234H35ZM204 232V231H203ZM28 233V232H27ZM32 233L30 232V233H28V234H31L32 235ZM44 233H46L45 231H44ZM48 233V232H47ZM50 233V232H49ZM38 234H40V233H38ZM204 235V236H201V235ZM206 234V233H205ZM30 235V236H31ZM49 235V234H48ZM233 235V236H234ZM46 236H47V234H46ZM206 237H208L207 236V234H206ZM205 237V241H204V243L207 241V239H209V238H206ZM33 239H32V241H33ZM201 240V241H200ZM31 241V242H32ZM200 241V242H199ZM211 241V240H210ZM213 241H214V239H213ZM39 242V241H38ZM214 242H216V241H214ZM34 243L32 242V244H31V247H33V245H34ZM196 243H197V245H196ZM207 243H208V241L206 242V245H207ZM211 243V242H210ZM221 243V242H220ZM36 244H39L40 245V243H37L36 242ZM185 244V243H184ZM38 245V246H39ZM42 245V244H41ZM206 245H204L203 244V246H206ZM219 244H217V246H218ZM236 245V244H235ZM43 246V245H42ZM31 247H30V249H31ZM34 247H36V245L34 246ZM225 246H223L222 248H223V252H225L226 253V248H224ZM2 248V247H1ZM39 248H40V246H39ZM38 248V249H39ZM41 248H43V247H41ZM194 249V248H193ZM193 249H192V251H193ZM195 249H197V248H195ZM202 249V251H203V247L201 248ZM206 249V248H205ZM35 249L33 248V251H34ZM37 250V249H36ZM222 250V249H221ZM39 251V250H38ZM111 251V250H110ZM39 252H41L40 254H43L42 253V250H40ZM199 252V251H198ZM212 252V251H211ZM111 253V252H110ZM193 253H194V251H193ZM206 253V252H205ZM213 253V252H212ZM212 253L210 254L211 255V257H212ZM215 253V252H214ZM32 254V253H31ZM39 254V255H40ZM45 254V253H44ZM43 254V255H44ZM114 254V253H113ZM113 254H109V257L110 256H112V258H109V260H111L112 261V263L111 264H113V262H114V260H113ZM195 254V253H194ZM197 254V253H196ZM206 254H208V253H206ZM33 255V254H32ZM38 255V254H37ZM199 255H201V254H199ZM203 255V256H202ZM202 255L201 256H195V257H193V258H197L195 261H197L200 257V259H201V261H197L199 264H207L206 262H208V260L207 259H211V258H207L206 260L207 261H204V254L202 253ZM116 256V255H115ZM208 256V255H207ZM206 256V257H207ZM214 256V255H213ZM252 256V257H251ZM32 257V256H31ZM183 258L182 259H184V255L182 256ZM199 257V258H198ZM205 257V258H206ZM224 258H227V257H224ZM232 258V259H231ZM256 258V259H255ZM114 259L116 260V258L114 257ZM181 259V260H182ZM243 259V258H242ZM25 260H26V258H25ZM216 261H217V263L219 262V261H221V259L218 261L217 259H215ZM224 260V259H223ZM110 261V262H111ZM229 261V262H228ZM41 262V261H40ZM119 262V261H118ZM117 262V263H118ZM182 262H186L185 260L184 261H182ZM191 262H193V261H191ZM202 262V263H201ZM183 263V264H184ZM209 263V262H208ZM222 263H223V261H222ZM251 263V264H252ZM256 263L258 264V261H256ZM255 263V264H256ZM260 263V262H259ZM114 264H116V262H114ZM185 264H194V263H185ZM218 264H220V263H218ZM225 264V263H224Z\"/></svg>",
  "mask_w": 264,
  "mask_h": 264
}]
</instances>
